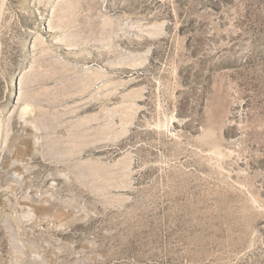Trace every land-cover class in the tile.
Masks as SVG:
<instances>
[{
	"label": "rangeland",
	"instance_id": "374dc122",
	"mask_svg": "<svg viewBox=\"0 0 264 264\" xmlns=\"http://www.w3.org/2000/svg\"><path fill=\"white\" fill-rule=\"evenodd\" d=\"M0 264H264V0H0Z\"/></svg>",
	"mask_w": 264,
	"mask_h": 264
}]
</instances>
